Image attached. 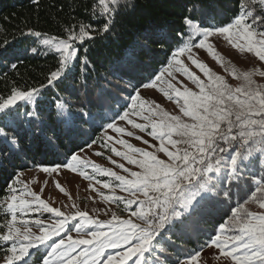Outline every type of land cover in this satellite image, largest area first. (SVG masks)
Here are the masks:
<instances>
[{"label":"snow or ice","instance_id":"snow-or-ice-1","mask_svg":"<svg viewBox=\"0 0 264 264\" xmlns=\"http://www.w3.org/2000/svg\"><path fill=\"white\" fill-rule=\"evenodd\" d=\"M119 2V0H118ZM101 4H105V0H100ZM264 4V0H260ZM105 18L103 19L102 29L92 24L81 25L76 31L72 28L68 29L67 39L56 38L44 39L45 45L54 47L59 58V67L50 73L48 84L42 85L40 88L19 89L13 87L7 97H0V114L8 116L3 125H0V140L13 149L19 148L20 136L19 129L33 120L39 119L40 112L38 105L43 96L45 87L54 86L55 82L69 78L74 70L79 66V70L86 78L88 71L92 68L91 62L87 57V47L85 40H91L94 37L92 32L96 31L107 33L113 25V15L108 14L109 8H104ZM244 16L234 17L233 20L224 26L208 27L203 20H198L191 14V9L187 10V14L182 18L181 27L175 31L174 35L163 37L158 43L167 44L170 48L171 58L168 65L163 67L161 71L154 72L147 83H143L144 88H157L161 77L167 73H172L169 68L174 62L179 67L176 69L183 75L187 76L200 89V94H195L187 89L180 91L171 83L167 84V89L159 88L168 99L175 97L182 98L183 105L181 111L187 117H190L194 123L186 124L181 122L178 116H169L168 113L158 114L155 108L159 106L149 104L145 100L138 89L133 88L124 98L115 97L119 111L113 118L109 119L106 124L101 125V130L110 129L117 134L118 137L124 135L133 136L134 133L127 131L125 127L117 125L116 120L125 121L127 125H131L133 129H139L146 132L150 125L151 131L148 132L153 139L160 142L159 151L164 152L169 158H187V151L181 157V149L177 148L178 144L184 143L182 138L189 137L191 145L196 147L198 151H207L212 146V141L220 129V122L225 120L222 113L226 109L217 107L223 105L225 98L231 97V89L223 82L222 78L215 77L214 85H209L210 92L205 91V87L199 81L198 77L189 72L184 67L179 57L188 54V59L198 69L208 75V69L203 63L198 62L194 57L192 50L194 48L204 49L213 58L217 59L218 54L215 52L210 38L214 35L223 36L227 42L240 51L253 52L261 61H264V30H258L253 25L258 19L254 18L251 23H245ZM233 29H236L233 32ZM32 36L40 37L39 32H30ZM55 41V42H54ZM175 45L176 47H172ZM83 49V54H81ZM35 51V50H34ZM16 65L12 64L11 68ZM264 75V73H261ZM247 80V74L245 75ZM236 92H242L241 88H237ZM260 103L264 104V95H260ZM57 106L63 110L66 105L57 102ZM23 108L21 112L20 109ZM147 113V114H146ZM80 119L83 122H90L92 117L89 112L83 108L79 109ZM14 119H11L12 117ZM153 120L152 117H157ZM133 117L148 123H138ZM65 125L70 127L72 120L69 117L64 121ZM173 136L180 139H173ZM136 139L141 137L136 136ZM112 136H108V141H113ZM227 139V137H222ZM145 144L148 141H143ZM166 142L176 149L175 152L169 151L165 147ZM115 143L127 149V151H119L116 147L109 144H103V147L116 156L127 161L128 164L136 165L141 171H130L124 164H117L111 161L116 167L122 169L128 176L120 175L109 168L100 167L94 163L83 160L77 153H71L64 161L51 166H40V170L44 173H58L61 168L68 169L72 172L79 173L82 177L89 181L95 180L97 184H101L104 189L110 190L112 194L105 195L101 193L104 202H111L117 205L123 204L124 210L129 211L134 204L137 205L141 212L131 211V214H142V202L132 199H125L123 196L115 195L116 190L128 193L129 196H135L143 193L148 184L151 183V177L148 173L155 174L159 161L155 154L133 147L125 139H115ZM90 147L91 145H87ZM83 151V149H81ZM133 154H139L140 159L134 158ZM101 155V153H96ZM111 159V158H109ZM241 158L238 153L234 154L226 161L221 162L223 167V176L226 182L240 185L245 182L243 165L238 163ZM264 164V161H262ZM91 168L92 174L86 169ZM110 177L118 183L113 184L109 181L96 180V176ZM175 175V173H170ZM255 187L251 192V199L255 200L260 209H264V177L259 179L253 178ZM19 175L15 177L14 183H19ZM61 192L64 189L56 184ZM11 195L7 198V212L10 219L5 227L6 231L0 233V244L7 245V253L3 260V264H30L36 261L37 264H149L146 254L149 256L159 251L160 254L166 253L167 249L163 247V242L175 233L177 225L185 227V216H192L198 213L206 200H210L214 196L220 194L217 192H204L199 195L192 194L187 199L180 211L174 212L167 220L162 221L155 229L138 228L131 221L120 220L115 214L112 215L110 221H101L91 218L87 212L77 210L68 215L59 208H53L36 192L29 190L27 184L23 188L18 189L11 185ZM90 187H93L90 184ZM93 191L96 189L93 187ZM66 194V193H65ZM259 194V195H257ZM225 198L230 199V190H224ZM30 197V199H29ZM76 208V205L73 204ZM46 212L51 216L44 219L29 220L24 217L30 212ZM95 211V210H94ZM20 213V216H17ZM75 222V223H72ZM72 227L69 228V224ZM35 226L40 234L33 232ZM75 231L80 238H73L67 235L68 232ZM236 232L234 235H216L210 241L209 246H214L219 250V254L227 261L229 258L232 264H264V214L245 213L243 205H237L232 209L231 223L221 224L219 233ZM64 233L65 235H62ZM83 233L81 237L80 234ZM53 237H59L58 240ZM48 241H52L50 244ZM41 246L44 247L43 253L40 252ZM35 250V252H33ZM113 250V251H109ZM39 254V255H37ZM199 253H195L189 258L190 264H196ZM161 260L166 264V255H161L160 259L152 260L151 264H161Z\"/></svg>","mask_w":264,"mask_h":264},{"label":"trees","instance_id":"trees-1","mask_svg":"<svg viewBox=\"0 0 264 264\" xmlns=\"http://www.w3.org/2000/svg\"><path fill=\"white\" fill-rule=\"evenodd\" d=\"M105 6L114 22L109 32L93 31L94 38L85 40L92 65L86 78L77 66L69 78L44 88L38 105L39 119L19 129L18 149L0 140V225L10 218L4 202L8 198L7 186L15 175L30 166L59 164L71 153L96 141L103 131L101 125L119 111L113 98H124L133 88L141 89L154 72L168 64L170 48L158 41L175 34L188 9L208 27L224 26L237 16H244L246 23L264 17V4L260 0H105V4L100 0H0V97H7L13 87L26 90L47 85L50 73L59 67V58L54 47L45 45L43 40L67 39L68 29L78 31L82 24L102 29ZM253 27L264 30V19H258ZM30 32H39L41 36H32ZM12 64L16 65L14 69ZM259 96L250 101L245 99L246 105L255 108ZM237 97L243 98L238 93ZM58 101L66 108L61 110ZM81 108L89 112L90 122L80 119ZM260 108L257 114L249 113L248 109L241 116L256 124L263 123L264 107ZM232 116L228 126L243 134L246 124L243 118ZM69 117L70 127L64 123ZM9 119L0 114V125ZM242 138L254 145L264 138V133L246 132ZM234 154L229 151L226 159ZM238 161L243 165L245 182L235 185L225 181L223 171L211 173L210 181L195 192L220 194L206 200L198 213L185 216L186 226L177 225L175 233L163 242L167 252L160 254L157 250L156 256H149L151 261L166 255V264H174L192 256L204 248L221 224L231 219L233 208L257 203L250 198L255 187L253 178L264 177V159L258 154ZM224 190H230V199L225 198Z\"/></svg>","mask_w":264,"mask_h":264},{"label":"rangeland","instance_id":"rangeland-1","mask_svg":"<svg viewBox=\"0 0 264 264\" xmlns=\"http://www.w3.org/2000/svg\"><path fill=\"white\" fill-rule=\"evenodd\" d=\"M235 31L236 29H233V32ZM210 42L215 52L218 54L220 62H218L217 59H213L204 49L194 48L192 50L193 57L198 62L203 63L206 69H208V75H205L204 72L192 64L191 60L188 59L187 53L179 57L183 66L187 67L190 73L198 77L199 81L205 87L206 92H210L211 90L209 85L217 83L215 81V77L217 76L221 77L223 82L231 89L232 98H225L224 104L217 106L226 109V111L222 113L226 118L224 121L220 122V129L213 138L212 146L207 151H198L196 147L191 145L190 138L184 137L182 138L184 143L178 144L176 147L181 149V157H183L185 151H187L188 157L171 159L164 152L158 150L160 148V142L148 135V132L151 131L150 125L146 132H141L139 129H133L131 125H127L125 121L117 119L116 123L118 126L125 127L127 131L133 132L134 135L118 137L112 130L105 129L100 133L98 139L90 144V147L86 146L83 148V151L79 150L76 152L83 160L103 168L112 169L120 175L128 176L129 179H131L129 174L116 167L111 161L114 160L117 164H124L130 171L139 172L141 169L136 165L128 164L127 161L120 157H116L109 148L103 147V144L107 143L110 146H114L119 151H127L125 147L115 143V139L123 138L129 144L133 145V147L155 154L159 161V166L154 175L148 173L152 182L148 184L143 193L129 196L128 193L121 192L119 189H117L115 193V195L123 196L125 199L142 202V214H131V211L136 210V204L132 206L131 210L125 211L122 203L117 205L111 202H104L100 194L110 195L112 194L110 190L104 189L102 185L97 184L95 180L89 181L79 173L64 168L59 169L58 173L48 174L42 172L40 166H30L18 172L15 177L19 175L20 182L14 183V177L12 182L7 186L8 197L11 195V185L21 189L24 184H27L30 191L38 193L41 199L51 207L59 208L68 215L73 214L78 208L81 211L87 212L93 219L110 221L112 215L115 214L120 220L131 221V223L138 228L155 229L174 212L180 211L187 199L191 198L192 194L199 195V192H195V189L202 187L205 182L210 181L211 173L220 172V169L223 167L221 162L227 160L226 155L229 151H233L235 154L238 153L241 158L249 159L259 154L264 159V138L259 139L257 142L254 140V143L256 142L254 145L247 144L242 138L243 134L246 132L253 134L264 133V122L260 124L257 122L256 124L255 121L245 120L244 116H241V114L244 115L248 109H251L249 113L257 114V110H260V107H264V104L260 103V96L257 97L259 99L255 101V108H253L249 102V105H246L245 101V99L250 101L255 95H264V75H261V73H264V61L259 60L253 52L247 50L240 51L238 48H233L223 36L214 35L210 38ZM178 67L179 66L175 65L173 62L172 67L169 68V71L172 73L171 76L165 73V75L161 77V82H158L157 88L142 87L139 89V92L154 108L156 105L159 106L155 108L158 114L168 113L169 116L180 117L183 123L192 124L194 121H192L190 117L185 116L181 111V106L183 105L182 98L175 97V94L172 93L173 99L170 100L163 92L159 91V88H165V90L171 91L167 89V84L171 83L180 91L187 89L197 95L200 94V89L197 85L187 76L176 70ZM246 74L248 77L247 80L245 79ZM237 88H241L243 91L236 92L235 90ZM261 89H263V92H261ZM237 93L242 95L243 98L241 100L238 99ZM232 115L242 117V121L246 123L242 128L243 134H241V131L237 129L232 130V128L228 126V119L230 118V120H232L234 118ZM133 119L138 123H148L136 117H133ZM152 119L158 120V116L152 117ZM256 128L261 132L257 131ZM108 136H112L114 138L113 141H108ZM136 136L141 137V139H136ZM222 137H227V139H222ZM172 138L180 139V137L177 136H173ZM143 141H148V143L145 144ZM165 147H167L169 151H176V149L167 142ZM96 153H101V155H96ZM133 155L134 158H142L139 154ZM86 171L92 174L91 168L86 169ZM170 173H175V175H170ZM95 179L102 182L109 181L113 184L118 183L110 177L100 175H97ZM57 182L60 187L64 189V192H61L60 189L57 188ZM90 184L96 191H93V187H90ZM6 200L4 205L7 208ZM73 204L76 205V208L73 207ZM250 209L251 211L249 213L256 215L264 214V209H260L258 203L243 206V210L245 211ZM136 211L140 213L141 209L138 208ZM17 216L19 217L20 213H17ZM50 216V213L41 211L30 212L24 218L29 220L37 218L47 220ZM230 223L231 219L225 221V224ZM5 225L6 224L0 225L1 233L2 231H6ZM71 227L72 224L70 223L69 228ZM33 232L40 234L35 226H33ZM218 234L225 236L238 233L234 231L219 233L218 228L211 239L204 245V248L197 252L199 253V257L196 264H232L230 258L226 261L225 258L219 254L217 248L209 246L210 241ZM62 235L65 234L62 233ZM67 235H71L74 239L80 238L75 231H70ZM80 236L82 237L83 233H81ZM53 239L58 240L59 237H53ZM51 242L52 241H48L49 244ZM0 250V254L2 255L0 264H3L5 256L9 254L7 253V245L0 244ZM43 251L44 247L41 246L40 252L43 253ZM33 252H35V250H33ZM158 252H153L152 254L156 256ZM190 257L191 256L176 261L174 264H190ZM146 258L149 262L151 261L149 254H146ZM30 264H37V262L30 260ZM129 264H131V261Z\"/></svg>","mask_w":264,"mask_h":264}]
</instances>
